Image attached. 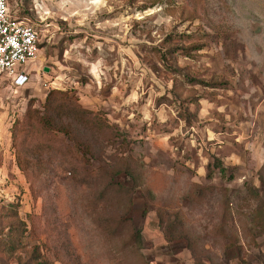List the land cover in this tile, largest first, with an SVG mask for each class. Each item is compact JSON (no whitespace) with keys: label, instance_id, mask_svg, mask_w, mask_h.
<instances>
[{"label":"rangeland","instance_id":"rangeland-1","mask_svg":"<svg viewBox=\"0 0 264 264\" xmlns=\"http://www.w3.org/2000/svg\"><path fill=\"white\" fill-rule=\"evenodd\" d=\"M8 4L40 47L24 86L0 75V240L13 207L46 264H264V0ZM54 89L120 135L52 109L82 158L27 120Z\"/></svg>","mask_w":264,"mask_h":264},{"label":"trees","instance_id":"trees-1","mask_svg":"<svg viewBox=\"0 0 264 264\" xmlns=\"http://www.w3.org/2000/svg\"><path fill=\"white\" fill-rule=\"evenodd\" d=\"M58 100V104H56V101ZM44 111L41 112L37 109H31L28 107L26 109V119L32 120L34 119L39 125H42L43 127H46L49 130L58 129L61 132H63L66 136L69 137L74 142V145L76 147V150L80 152V155L82 158H85L86 155L89 153V147L87 143H83V141H79L75 139L72 136L71 128L66 126L64 123L57 125L55 124L54 120L51 118V116L48 114L49 111L52 109H67L68 115H74L80 118L86 119L91 126L95 127L97 131H99L100 134L103 135V137L109 141L112 136L120 135L117 130H113V127L109 125L105 117H102L99 111H92L89 109H86L82 107L77 99L74 96H68L65 91L54 89L50 90L45 97L44 102ZM13 140H14V133L12 134ZM124 140V139H123ZM14 143V141H13ZM17 164L20 167V159L17 155ZM123 165L126 166L127 169H129L128 165H126V162H122ZM22 168V167H21ZM124 168L125 171L127 169ZM218 169L221 173L224 172V167L222 165H218ZM120 169L118 171H114V173H119ZM9 214L12 215L15 219L12 220V222L7 227V232L5 234L6 239L2 242L0 240V245L3 249L11 251V252H25V259L22 261V257H18L19 264H46V261L41 260V255L38 251L37 246L26 248L25 245L22 242V236L24 231L26 230V224L23 220H21L17 216V210L16 208L11 207L9 210ZM131 239H138V233L133 232L131 235ZM8 246V247H7ZM30 260L27 262V260ZM197 264H202L200 262H197Z\"/></svg>","mask_w":264,"mask_h":264},{"label":"built area","instance_id":"built-area-1","mask_svg":"<svg viewBox=\"0 0 264 264\" xmlns=\"http://www.w3.org/2000/svg\"><path fill=\"white\" fill-rule=\"evenodd\" d=\"M39 47L36 27L28 18L12 13L8 0H0V75L8 73L13 86H24L29 74L23 64L35 60Z\"/></svg>","mask_w":264,"mask_h":264},{"label":"water","instance_id":"water-1","mask_svg":"<svg viewBox=\"0 0 264 264\" xmlns=\"http://www.w3.org/2000/svg\"><path fill=\"white\" fill-rule=\"evenodd\" d=\"M48 70V68L47 67H44V71H47Z\"/></svg>","mask_w":264,"mask_h":264}]
</instances>
